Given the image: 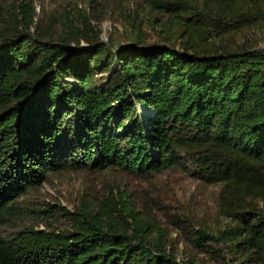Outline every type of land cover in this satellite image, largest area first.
<instances>
[{
    "label": "trees",
    "instance_id": "1",
    "mask_svg": "<svg viewBox=\"0 0 264 264\" xmlns=\"http://www.w3.org/2000/svg\"><path fill=\"white\" fill-rule=\"evenodd\" d=\"M129 2L155 41L135 21L122 42L53 33L30 2L0 28V264H205L125 190L75 212L28 202L82 171L190 179L215 209L188 208L190 246L264 264V49L234 40L264 34V0Z\"/></svg>",
    "mask_w": 264,
    "mask_h": 264
},
{
    "label": "rangeland",
    "instance_id": "2",
    "mask_svg": "<svg viewBox=\"0 0 264 264\" xmlns=\"http://www.w3.org/2000/svg\"><path fill=\"white\" fill-rule=\"evenodd\" d=\"M27 2L33 6L36 25L53 33L65 34L79 30L91 37L96 35L103 42H109L112 38L122 42L125 36H132L137 32L130 25L135 21L139 26H143L142 30L151 41L158 37L159 30L153 28V18L149 14L138 11L136 20L134 14H128L130 9H134L131 5L126 6L130 3L129 0H0V28L11 24L12 28L15 27L17 23H14V18L24 17L25 11L28 10L25 6ZM127 8L129 9L126 10ZM31 30L35 31V24ZM234 40L240 44H253L259 49H264L262 31L247 30L237 34ZM80 41L82 46L88 47L89 44L84 38ZM140 108L143 112L141 106ZM117 189L132 194L142 208L147 206L157 223L166 230L180 255L190 247L191 254L202 263H238L235 255L223 245L213 243L207 251H196L190 246L188 228L182 221L187 219L188 208L196 206L194 213L201 212L204 215L215 212V209H212L214 204L210 198L200 193L196 183L179 174L144 179L125 177L113 172L66 173L45 183L38 192L29 196L28 202L41 205L46 202L75 212L84 203L103 200ZM53 223L67 227L69 221L59 214L55 216ZM22 225L23 219L15 224L16 227ZM38 227L44 229V223L39 221Z\"/></svg>",
    "mask_w": 264,
    "mask_h": 264
},
{
    "label": "bare ground",
    "instance_id": "3",
    "mask_svg": "<svg viewBox=\"0 0 264 264\" xmlns=\"http://www.w3.org/2000/svg\"><path fill=\"white\" fill-rule=\"evenodd\" d=\"M148 114H150L151 112L150 111H146Z\"/></svg>",
    "mask_w": 264,
    "mask_h": 264
}]
</instances>
